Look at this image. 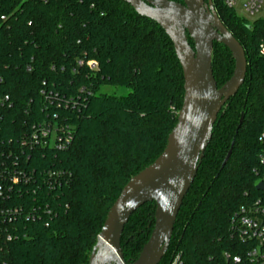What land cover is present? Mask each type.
Segmentation results:
<instances>
[{
	"label": "trees",
	"instance_id": "16d2710c",
	"mask_svg": "<svg viewBox=\"0 0 264 264\" xmlns=\"http://www.w3.org/2000/svg\"><path fill=\"white\" fill-rule=\"evenodd\" d=\"M211 2L243 48L247 70L217 117L159 264L176 256L177 264H219L235 245L231 219L259 195L264 21L250 24L222 0ZM211 68L219 89L234 62L217 43ZM0 94L10 103L0 112L3 140L15 144L44 121L68 126L72 135L62 151L32 150L18 158L30 182L27 194L13 198L23 212L8 225L11 241L0 239V264H88L109 208L126 183L159 157L176 124L183 79L171 42L121 0H0ZM13 150L18 154L16 145ZM153 220L154 204L147 203L124 226L126 264L136 260Z\"/></svg>",
	"mask_w": 264,
	"mask_h": 264
},
{
	"label": "water",
	"instance_id": "95a60500",
	"mask_svg": "<svg viewBox=\"0 0 264 264\" xmlns=\"http://www.w3.org/2000/svg\"><path fill=\"white\" fill-rule=\"evenodd\" d=\"M140 17L162 29L172 44L183 79V97L176 124L159 157L132 177L109 208L88 264H126L120 247L124 226L147 203L154 204L153 226L131 264H159L177 214L190 189L217 117L243 85L247 61L241 45L219 19L211 0H121ZM189 41L192 46H190ZM213 43L231 55V77L217 89L212 75ZM242 116L239 120L241 123ZM227 154L222 166L229 158ZM256 191L264 193L258 184Z\"/></svg>",
	"mask_w": 264,
	"mask_h": 264
},
{
	"label": "built area",
	"instance_id": "2783aa9c",
	"mask_svg": "<svg viewBox=\"0 0 264 264\" xmlns=\"http://www.w3.org/2000/svg\"><path fill=\"white\" fill-rule=\"evenodd\" d=\"M222 4L233 12L240 9L247 19L264 21V0H222ZM258 53L264 56V41L258 45ZM86 65L90 69L96 68L92 61ZM54 97L56 98V95ZM9 104L8 97L0 94V112ZM56 105L59 106V103L56 102ZM71 140L68 126H61L56 122L47 125L44 121L31 125L29 132L24 133L14 144L11 139H2L0 115V239L11 241L12 234L8 225L23 212L22 205L15 204L13 198L19 199L24 192L27 194L24 186L30 182V173L20 167L18 158H26L32 150L51 148L62 151L68 147ZM258 143L262 148L258 154L259 171L256 172V185L264 186V128L259 133ZM15 145L18 154L13 150ZM256 192L259 194L257 198L249 205L240 207L231 219L229 238L235 245L233 252L227 251L223 254L219 264H264V193ZM177 261L176 256L170 264H177Z\"/></svg>",
	"mask_w": 264,
	"mask_h": 264
},
{
	"label": "rangeland",
	"instance_id": "374dc122",
	"mask_svg": "<svg viewBox=\"0 0 264 264\" xmlns=\"http://www.w3.org/2000/svg\"><path fill=\"white\" fill-rule=\"evenodd\" d=\"M234 13L237 18L246 20L250 24L257 20V19H247L240 9H235ZM263 13H264V8H263ZM104 91L108 94H116L119 96H124L128 93L127 90L124 89L115 90L112 88H104Z\"/></svg>",
	"mask_w": 264,
	"mask_h": 264
}]
</instances>
